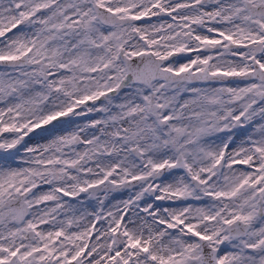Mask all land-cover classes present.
<instances>
[{
    "label": "snow or ice",
    "instance_id": "snow-or-ice-1",
    "mask_svg": "<svg viewBox=\"0 0 264 264\" xmlns=\"http://www.w3.org/2000/svg\"><path fill=\"white\" fill-rule=\"evenodd\" d=\"M0 264H264V0H0Z\"/></svg>",
    "mask_w": 264,
    "mask_h": 264
}]
</instances>
